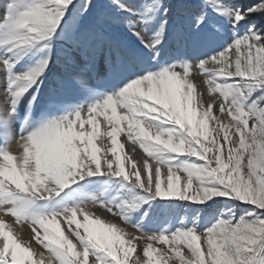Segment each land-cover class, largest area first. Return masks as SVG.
Instances as JSON below:
<instances>
[{"label": "snow or ice", "instance_id": "snow-or-ice-1", "mask_svg": "<svg viewBox=\"0 0 264 264\" xmlns=\"http://www.w3.org/2000/svg\"><path fill=\"white\" fill-rule=\"evenodd\" d=\"M0 264H264V0H0Z\"/></svg>", "mask_w": 264, "mask_h": 264}]
</instances>
